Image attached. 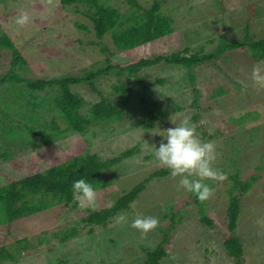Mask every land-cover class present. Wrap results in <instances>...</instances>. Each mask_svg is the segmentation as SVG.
Returning a JSON list of instances; mask_svg holds the SVG:
<instances>
[{"label":"rangeland","instance_id":"1","mask_svg":"<svg viewBox=\"0 0 264 264\" xmlns=\"http://www.w3.org/2000/svg\"><path fill=\"white\" fill-rule=\"evenodd\" d=\"M138 1L143 7H150L154 2ZM161 1V10L173 18L177 30L142 45L135 53L137 56L169 54L187 46L190 53L202 49L204 55L214 52L224 39L231 42L245 37L248 40L264 37V0H222L223 4H218L219 0ZM109 2L123 12L131 8L127 0ZM38 4L41 7H37ZM59 4L60 0H53L54 6L48 5L47 0H0V35L8 32L23 49L22 54L28 61L20 71L17 70L21 77L83 76L112 64L121 66L136 60L120 52L109 35L98 39L91 20L82 12L83 8L77 10L69 6L61 10L62 16ZM25 12L30 17L29 22L18 25L17 18ZM4 14H8V19H3ZM79 23L88 29L81 28ZM220 24H223L222 30ZM11 57L9 50L0 51L1 77L13 66ZM254 65L264 67V58L256 60L248 45H244L227 49L218 57L194 66L191 71L193 79L188 68L162 61L131 76L128 71L114 68L100 72L102 74L94 77L92 82L83 80L72 85L73 91L81 94L89 106L102 99L117 101L115 84L128 83L134 93L132 111L127 112L122 120L93 127L79 138L76 133H69L66 138L54 141L56 147L51 152L58 153L78 139H88L91 151L103 159L135 148L131 157L107 171L106 180L110 184L96 190L97 209L113 205L125 191L163 168L154 151L162 140L166 143L161 136L166 129L175 127L171 118L179 123L185 117L191 119L199 115L193 122L196 132L203 141L217 144L219 155L214 167L227 173V179L223 182L204 181L214 189V196L201 202L194 193L178 187L179 177L172 178L170 172L156 176L132 204L131 210L119 214L108 226H94L92 234L88 233L90 226L82 221L89 210L79 207L78 203L55 206L5 224L0 229V244L8 245L16 259L4 260L0 264H145V249H155L166 240V236L168 255L163 264H264V226L257 223L264 219V87L251 79ZM11 85L9 80L0 88V109L3 110L0 118L8 110L11 113L8 121L14 118L12 123L19 125L21 134L27 138L14 141L17 144L13 145L6 142L0 127V185L6 182L5 174L21 176L28 170V161L45 150V144L39 140L41 137L32 135L30 126L42 131L52 114L49 111L45 119L35 124L17 116L15 113L19 110L9 109L5 102L9 92L15 93L8 89ZM145 85L151 89L150 94L158 101L159 107L167 112L157 120L153 129L143 128L138 118L139 115L145 117L142 112L144 103L140 102ZM20 86H24V82H20ZM57 90L48 87L36 94L40 98L51 97ZM194 100H197L195 104ZM146 102L149 103L148 98ZM29 109L25 97L21 98V115ZM2 118L5 120L4 116ZM9 149L15 150L16 157L25 160L22 170L12 167L2 156V152ZM41 159L40 164L47 165L48 160ZM252 174H258L260 178L240 196L241 213L236 229L244 254L233 257L225 247L229 234V188L234 184L231 177L239 175L246 179ZM122 214L127 217L126 222L117 223ZM138 216L157 217L159 227L142 236L131 227V222ZM205 217L213 219V225L204 222ZM75 223L80 228L79 236L65 243L52 236L53 232ZM25 237L31 241V247L20 250L22 243L17 242Z\"/></svg>","mask_w":264,"mask_h":264},{"label":"trees","instance_id":"2","mask_svg":"<svg viewBox=\"0 0 264 264\" xmlns=\"http://www.w3.org/2000/svg\"><path fill=\"white\" fill-rule=\"evenodd\" d=\"M127 2L131 8L123 12L110 2L108 3V0H60L59 11L69 6H74L77 10L83 8L82 12L91 20L98 39L102 40L109 35L114 46L120 52L136 59L125 65L112 64L104 70L90 71L88 75H67L51 79L21 77L17 70L20 71V68L28 63L22 54L23 49L14 42L8 32H3L0 35V51L7 49L12 56V68L3 77L0 76V88L10 80L12 85L8 89L15 91L11 94L9 92L10 96L5 100L9 109L19 110L15 114L20 115L22 119L30 120L32 124L45 119L47 113L52 112L50 122H47V126L50 127L47 128L46 126L42 131H36L33 125L30 126L32 135L41 137L39 140L42 141L41 144H45V150L39 156H34L28 161V170L22 172L21 176L5 174L6 182L0 185V229L5 224H12L19 219L49 210L55 206L76 205L77 202L74 201L72 194L74 180L84 178L92 184L95 190L104 188L110 184L106 180L107 171L135 153V148H130L115 157L103 159L99 154L91 151L90 141L83 138L78 139L58 153L51 152L56 147L54 141L66 138L67 134L76 133L79 138L89 133L93 127L122 120L127 112L132 111L134 93L128 83L113 86L119 96L117 101L102 99L90 106L81 94L73 91L72 85L81 83L83 80L92 82L94 77L114 68H119L121 72L128 71L129 76H131L145 67L162 61L186 67L191 74L194 66L218 57L227 49H238L244 45H248L249 51L256 60L264 58V37L258 40H248L245 37L244 40L231 42L224 39L214 52L204 55L201 54L202 49L190 53V47L187 46L184 50L169 54H159L152 57L137 56L135 53L139 47L172 34L176 32L177 28L173 18L161 10V0H154L150 7L141 6L138 0H127ZM217 3L223 4V1L219 0ZM36 6L41 7L40 4ZM61 15L64 16L62 11ZM3 19H8V14H4ZM78 25L83 29H88L85 24L79 23ZM219 28L222 30L223 24H220ZM104 50L108 49L104 48ZM20 82H24V86H20ZM16 84L19 86H15ZM48 87L52 91L57 88V93L51 97L42 98L36 94ZM150 90L149 86L145 85L140 95V102L144 103L142 112H144L145 117L139 115L138 118L140 125L145 129H153L157 120L167 113L159 107L158 101L153 99ZM223 91L221 88L220 92L223 93ZM24 97L31 109L21 115L20 99ZM145 98L149 99V103L146 102ZM196 101L194 100L193 103L195 104ZM2 111L0 109V112ZM10 115L8 110L4 111L5 120L2 118L3 116L0 118V127L2 136L7 138L6 142L16 145L17 143L14 141H22L25 136L21 134L20 126L12 123L14 118L8 121ZM198 118L199 115L196 114L190 120L193 123ZM35 143L39 145L38 142ZM13 145H9V147L14 148ZM14 151L9 149L2 152V156L9 161L12 167L14 166L20 171L25 166V160L16 157ZM41 158L48 160L47 165L40 164ZM0 171H2L1 168ZM169 172L170 170L165 167L155 171L148 178L125 191L111 206L95 211L88 208V215L82 218L84 224L90 226L88 233L94 232V226H108L119 214L131 210L132 204L136 202L147 184L156 176H165ZM231 178L234 184L229 188L230 202L227 210L229 234L225 239V247L230 256L239 257L244 254L243 243L236 234L241 213L240 196L249 191L260 177L258 174H252L246 179L240 178L239 175H234ZM203 220L207 224L213 225V219L205 217ZM79 235L80 228L76 223L67 229L61 228L52 233V236L58 238L62 243ZM165 239L155 249H145V264H163V259L168 255L165 246L168 241L167 236ZM17 243H22L20 250H27L31 247V241L27 237L21 238ZM15 259L16 257L9 246L1 243L0 262Z\"/></svg>","mask_w":264,"mask_h":264},{"label":"clouds","instance_id":"3","mask_svg":"<svg viewBox=\"0 0 264 264\" xmlns=\"http://www.w3.org/2000/svg\"><path fill=\"white\" fill-rule=\"evenodd\" d=\"M47 3L53 5V0H47ZM29 20L30 17L25 12L17 18L16 23L23 26ZM251 79L260 87H264V67L254 65ZM171 122L175 127H169L163 135L160 134L166 143L162 140L159 146L155 147L154 156L163 167L170 170L172 178H180L179 188L194 193L201 202H204L214 196V189L204 181L223 182L227 179V173L214 167L219 155L217 144L203 141L189 117L183 118L179 123L171 118ZM72 194L79 207L97 210V192L86 179L73 181ZM126 220L127 217L122 214L118 217L117 223H124ZM257 223L264 226V219L258 220ZM159 224L157 217L138 216L131 222V227L142 236H146L159 227Z\"/></svg>","mask_w":264,"mask_h":264}]
</instances>
